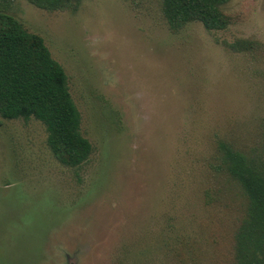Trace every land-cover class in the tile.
Here are the masks:
<instances>
[{"label": "rangeland", "instance_id": "obj_1", "mask_svg": "<svg viewBox=\"0 0 264 264\" xmlns=\"http://www.w3.org/2000/svg\"><path fill=\"white\" fill-rule=\"evenodd\" d=\"M161 3H13L64 69L92 153L63 166L42 123L0 117V264H232L246 199L218 143L264 158V0H228L219 32L171 31Z\"/></svg>", "mask_w": 264, "mask_h": 264}, {"label": "trees", "instance_id": "obj_2", "mask_svg": "<svg viewBox=\"0 0 264 264\" xmlns=\"http://www.w3.org/2000/svg\"><path fill=\"white\" fill-rule=\"evenodd\" d=\"M16 0H0V117L35 119L47 132L46 143L60 164L77 168L92 153L80 133V113L69 92L67 77L43 39L28 32L10 12ZM47 12L76 11L82 0H26ZM228 0H162L161 10L171 31L200 23L209 32L226 30L231 20L223 11ZM227 47L251 51V41L238 39ZM219 170L246 199L233 234L232 264H264V158H250L229 144L218 143Z\"/></svg>", "mask_w": 264, "mask_h": 264}]
</instances>
